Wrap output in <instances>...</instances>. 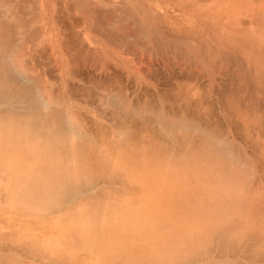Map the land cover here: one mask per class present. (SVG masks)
Here are the masks:
<instances>
[{
    "label": "bare ground",
    "instance_id": "6f19581e",
    "mask_svg": "<svg viewBox=\"0 0 264 264\" xmlns=\"http://www.w3.org/2000/svg\"><path fill=\"white\" fill-rule=\"evenodd\" d=\"M141 1L148 5L147 18L151 20L155 32L151 30V35L147 34ZM199 1L200 5L193 3L194 0L177 4L178 8L189 7L201 15L189 16L186 22L182 20L180 23L175 18H169L166 13L161 14L159 6L153 9L146 0H0L2 6L6 4V9L2 8L7 10H0V264H100L103 259L108 260V264H235L243 260H247L248 264L264 262V188L253 183L254 173V180L249 173L254 185L246 182L248 175L245 170L248 166L239 162L241 155L230 152L229 146H234L230 144L232 139L228 141L227 137L224 139L225 136L223 139L226 142L216 139L213 133L210 134L211 128V131L207 128L208 131L204 132L200 124L194 125L186 118H176L175 114H169L168 122L164 123L171 137L174 136L171 141L153 137L156 133L151 134V128L143 132L139 130L138 124L133 127V121L142 117L149 107L147 103L139 104L140 99L133 104L127 98H122L123 91H115L119 85V74L118 79L114 78L116 75L113 77L114 84L109 79V83H106V78L104 82L102 78L98 82L92 81L94 78L90 77V81L94 84L96 82L95 88L92 86L90 89H94L92 92L98 98L97 102H102L99 104L112 106L111 112L116 114L111 117L116 124L113 127L121 131L114 133L106 127L104 123L110 117L99 112L97 107L100 106L95 107L96 110L93 108L96 113L91 117L93 121L89 120L88 126V118H82L83 108L74 103L79 95L89 98L95 96L89 87L79 90L69 86L74 80L70 78L69 83V68L81 60L87 64L92 60L93 65L95 63L101 67V73L108 72V61L110 68L115 63L116 66H122L117 67L122 69L121 73L127 72L126 68L123 69V60L114 59L113 62V58L108 55L112 53L105 51V48L113 47L120 50L121 54L124 52L123 55H129L132 54L130 50L140 47L141 39L149 35L152 37L148 38L149 43H158L164 51L168 50L166 44L170 43L169 46L173 47L175 44L171 43L176 40L177 43L183 42L180 45L190 43L194 47L197 44L198 48L203 49V55L200 56L203 61L207 59V63H210L216 60L218 64L215 65L220 67L223 66L222 61H226L225 55H228L227 52L224 54L223 47L228 48L234 56L242 54L243 58L249 59L250 67L242 59L237 69L235 66L238 65L234 61L237 59L232 55L230 61L227 60L232 64H227L235 67L234 71L238 70L239 74L245 72V76H234L237 79L244 76L240 79L242 82H238L245 90L248 89L247 98L254 97L252 100L261 102L264 98V5L261 2L257 4V0H250L249 9L244 7L242 11V14L244 11L249 12V20L246 21L235 17L240 10L237 2L239 4L246 0H211V5L209 0ZM208 13L218 20L224 18V21L220 24L211 21ZM222 13L225 14L221 16ZM13 21L16 24L14 28L12 25L15 24L11 25ZM160 33L167 36L168 43L164 36L165 41L160 39ZM93 34L100 35V41ZM133 39L137 41V46ZM147 42L146 39L145 46ZM31 45L36 49L40 47L41 51L38 52L43 53H39L40 57L37 56L38 52L34 54L35 58H40L39 66L43 65L42 58L47 53L44 50L52 53L47 55L57 63L58 74L54 76L61 82L55 81L61 84L56 92L53 90L56 84H51L55 79L48 77V69L47 72L43 69L45 65L48 67V58L44 57L48 62H44L41 71L40 67L39 70L34 67L38 63H35ZM155 45L154 48L158 50L159 47ZM217 45L220 47L216 48ZM175 46L184 50L183 45ZM175 46L173 48L179 50ZM139 47L138 52L139 49L145 50L144 45L141 46L144 50ZM161 56L157 58L159 61L163 60ZM217 59L221 60L222 65ZM137 65L140 68L141 63ZM97 70L99 72V68ZM220 70H214V73ZM220 72L223 73V70ZM216 76L212 79L215 80ZM236 78L234 81L230 78L232 83L237 81ZM180 81H184L179 79V83L184 86ZM176 82L170 87L175 89L174 86L179 84ZM230 84L227 87H233ZM240 84L234 86L237 87L236 91L233 90L235 95L239 92ZM188 88L185 85L184 92L187 90L192 96L198 93L194 96L200 97L199 86L200 90L196 87V91L190 85ZM177 89L178 93L173 92L178 95L173 96L175 99L179 98L180 90ZM242 90L238 93L240 96ZM184 92L180 93L183 97ZM230 92L232 90L228 94ZM134 93L135 97L137 94ZM141 94L142 97L146 95L143 92ZM232 94L228 100L238 97L233 94L232 98ZM179 99L177 101L181 102ZM236 100H232L231 104ZM188 101L191 102L190 97ZM146 102L152 103L151 100L149 103V99ZM240 103H237L239 107L233 104L235 107L231 109L235 113L234 118L244 127H239L240 130L243 129L246 134L245 130L258 125L259 117L250 112L256 118L253 119L249 113L251 108L248 107L247 112V107L242 104L240 106ZM215 124L214 127L210 125L213 131ZM114 137L123 138L114 141ZM116 151L122 152L117 167ZM244 156L248 160L247 155ZM245 162L242 159V163ZM120 168L125 170L124 174L128 178H124ZM134 176H144L147 183L156 182L157 188L140 184L143 181L138 182L139 178ZM172 183L177 187L171 188ZM151 192L155 195L154 209L153 204L144 200ZM28 217L34 218L35 222L15 219ZM43 219L50 221L36 225L38 220ZM163 236L174 238L162 240ZM213 238L216 240V255L210 250L213 254L211 256L209 251L210 256H207L205 248L211 245ZM156 240L158 243H155ZM152 242L155 245H151ZM261 252L263 258H259ZM228 255L236 259L235 263L228 259Z\"/></svg>",
    "mask_w": 264,
    "mask_h": 264
},
{
    "label": "rangeland",
    "instance_id": "374dc122",
    "mask_svg": "<svg viewBox=\"0 0 264 264\" xmlns=\"http://www.w3.org/2000/svg\"><path fill=\"white\" fill-rule=\"evenodd\" d=\"M5 1H7V0H5ZM146 1H148L149 3H150V5H152V8L154 9V6L156 7V9H157V6H159L160 8H159V11L161 12V14L162 13H166V14H168V16H169V18H175V19H177L178 20V22H180V23H182V20H185V22H186V19H188L189 18V16L190 17H199V16H201L196 10H193V9H191V8H189V7H182V8H178V6H177V4L178 3H184V2H187L188 0H182V1H180V0H146ZM210 1V5L212 4V1L211 0H209ZM255 1V0H254ZM264 1V0H263ZM192 2V1H191ZM259 2H261L262 3V6L264 5L263 3L264 2H262V0L260 1V0H257V4L259 3ZM5 3V2H4ZM4 3H2L3 5H4ZM7 3V2H6ZM147 2H144V1H141V5L143 6V8L144 9H147V10H144L143 9V11H142V14L144 15V22H145V24H146V27L150 30H148L147 29V31H148V33L147 34H149V35H151L150 34V32H152V33H155L154 32V26H153V24H152V22H151V20L149 19V18H147V11H149V9H148V5L146 4ZM188 3H190V1L188 2ZM193 3H195V4H197V5H200V1L199 0H194V2ZM179 5V4H178ZM237 8L239 7L240 8V10L239 11H237V14L235 15V17H241L242 19H244V20H249V12H247V11H244V13L242 14V11H243V8L244 7H246V8H248L249 9V7L248 6H251L250 5V0H246V2H243V1H240V3L238 4V2H237ZM0 10H2L3 11V9L5 8L6 9V4L4 5V6H2L1 4H0ZM2 7H4V8H2ZM174 8H176V9H174ZM238 8V9H239ZM4 9V10H5ZM142 10V9H141ZM7 10H5L4 12H6ZM155 11V10H154ZM156 12H157V10H156ZM209 14V13H208ZM225 13H222V14H220L221 16H223ZM208 19H210L211 21H215V22H217L218 24H220L219 22H223L224 21V18H221L220 20H218V18L217 17H215L213 14H209L208 15ZM246 20V21H247ZM7 21V20H6ZM6 21L4 22V20L2 21V22H4L5 24H9V23H6ZM14 22V21H13ZM12 24H15V22L14 23H11V25ZM14 26L16 27V24L15 25H12V27L14 28ZM152 30V31H151ZM209 30H211V27H210V29ZM213 30V29H212ZM215 30H217V29H215ZM146 31V32H147ZM218 31H220V30H218ZM210 33V32H209ZM211 34V33H210ZM93 35H96V38H98V41H100V39H101V36L99 35H97V34H93ZM149 35L148 36H146L144 39L146 40L147 39V43H146V46H145V40L144 39H141V41L140 40H138V41H140L139 42V45H140V43H141V46H143L144 45V48H145V52L144 51H142V50H140L139 49V52H138V47L136 48V50L134 49L133 51H131L130 50V53H132V54H129V55H123V54H125L124 52H123V54H121L122 52H120V50H118V49H116V48H113V47H107V48H105V51H110L112 54H108V55H110V58L112 57L113 58V62H114V59L115 60H118L119 59V61H120V59L121 60H123V62H124V66H123V69L125 70V68H126V71L127 72H125V71H122V73H121V70H120V68H117V67H121L122 68V66L121 65H117L116 66V64L114 63V66H116V68H117V70H115L116 68H114L113 69V62H112V60H111V62H112V66L113 67H111L110 68V66H111V64H110V62L108 61V63H109V65H108V72H105L104 73V71L101 73V71L102 70H100V66L98 65V64H95L94 63V65H93V62H92V60H90L91 62H89V60H87V62H89L88 64L87 63H85V62H83L82 60H81V62H79L78 64L77 63H75V68H74V66L71 64V66H70V68H69V70H70V72H71V74H72V77H71V74H70V77H69V83H70V78H72V80H73V82H71L70 84H69V86H73L72 88H79V90H80V88H85V87H89V89H90V87L92 88V86L94 87V85L96 84V82H95V84H94V82H92V81H95V80H99L98 82H100V79L102 78V80L104 79V78H106L105 80H106V83H111V84H114V82H113V80H114V78H119V76H117L118 74L120 75V78L118 79V84L120 85H118V87L120 88H118L117 86H116V88L117 89H115V91H117V90H119L120 92L121 91H123V92H121V93H123V96L124 97H122V98H124V99H128L129 101H131V103H135L136 101L138 102L139 101V99H140V101H139V104H141V103H147V107H149L148 109L146 108L145 110V113H144V115L142 116V117H140V118H137L136 119V121H133L134 123H132V126L134 127V126H136L137 124H138V128H139V130L140 131H150V128L152 129L151 131H150V133L151 134H155V136H153V137H155V138H157V139H160V140H170L171 138H173L174 136H172L171 137V135L172 134H170V133H168V128L164 125V123H166V122H168V118H170V115L172 116L173 114H175V117L176 118H186L187 119V121H189L190 123H192V124H194V123H196V124H200V126L203 128V131L205 132V130L206 131H208V129L210 130V128H211V130H212V132L210 133V132H208V134L210 133V134H214L215 136V138L217 139V138H220V140H222L223 139V136H225L224 137V139L226 138V140H228L229 141V138L230 139H232V140H230V144L231 145H234L233 147L232 146H229L228 144H229V142H227V145L229 146V147H231V149H229L230 150V152H232V153H234L235 155H241L239 158H242L243 159V162L246 160V162L245 163H242V159H240V161L239 162H241V164H246L245 166H248L247 167V169H248V171H247V169L245 168V167H243L242 166V168H245L246 170V173H247V175H248V177L245 175V177H247V179H246V182H249L250 184L252 183L251 181H252V178L255 176V180H254V178H253V180H254V182L253 183H256L255 185H259V187L262 189V188H264V169L262 168V167H260V169H259V166L261 165V166H263L264 167V98H262L261 100V102H260V100H256V99H254L256 102H254V100H252V98H254V97H248L247 98V96L249 95V93H248V89L246 88V90L242 87V84H240L239 82L241 81L240 79L242 78V77H244L245 76V72L243 73L244 74V76H241V78H236L237 76H234V75H243L242 74V72L243 71H241L242 69L241 68H247V67H243V66H241V70H239V71H241V74H239L238 73V70H236L235 69V71H234V69L233 68H237V69H239V65L238 64H240V62H242L243 60L245 61L244 63L246 64V66H248V67H250L249 66V59H245V57L243 58V55L241 54V56L240 55H233V53L232 52H230L229 51V49L228 48H226V47H223V50H224V54H226L225 52H227L228 53V55H225V57H226V59H224V60H229L230 61V55H232V56H234L235 57V59H237V60H234L236 63H237V65L238 66H235V67H229L228 65L229 64H227V63H230L229 61H222V63H223V66H216L218 63L217 62H215L216 60H212L213 61V63L211 64V62L212 61H210V59H208L209 61H210V63H207V59L206 60H204L203 61V59L201 58L202 57V52H203V49L201 48H198V45L197 44H195L194 45V47L193 46H191L190 45V43L188 44V43H186L185 45L184 44H181V45H183L184 46V50H180V48H178V47H176L175 45H178L179 44V46L180 47H182L181 45H180V43H183V42H181L180 41V43H177L178 41L176 40L174 43L172 42L171 44H175L174 46L176 47V48H178L179 50H177V49H174L172 46L170 47L169 45H170V43L169 44H164V43H161V45L162 44H164L165 45V47H166V49H168V50H166V51H164V49L160 46L159 47V44L158 43H156V45H155V43H154V45L155 46H158L159 47V49L158 50H160V48H161V50L165 53H167L166 55L164 54H162V52H159L156 48H154V45H153V41L151 42V43H149V39L151 38L152 39V37L150 36L149 37ZM158 35V34H157ZM160 36L162 37V36H164V38L166 39V37L167 36H165V35H161V33H160ZM149 38V39H148ZM160 39H163V37L162 38H160ZM144 40V41H143ZM164 40V39H163ZM163 40H162V42H163ZM133 41H134V39H133ZM142 41L144 42V43H142ZM165 41V40H164ZM135 42V41H134ZM166 42H167V39H166ZM130 43H132V41L130 42ZM168 43V42H167ZM185 43V42H184ZM135 44H136V46H137V41L135 42ZM143 44V45H142ZM149 44H151V45H149ZM34 45V44H33ZM164 45H162V46H164ZM31 47H32V45H31ZM139 47V48H140ZM157 47V48H158ZM170 47V48H169ZM186 47H188V48H186ZM216 48H219L220 47V45H217V46H215ZM42 48V47H41ZM192 50H191V49ZM32 49H34V50H32V55L34 56V54L35 55H37V56H39V53L40 52H38L39 50L41 51V49H40V47L39 48H33L32 47ZM156 49V50H155ZM226 49H228V50H226ZM160 50V51H161ZM189 50V51H188ZM33 51L35 52V53H33ZM44 51H46L47 53L50 51V50H44ZM43 51V52H44ZM56 51H59V49H57ZM129 51V50H128ZM138 52V54H137V52ZM140 51H142V53L140 52ZM155 51V52H154ZM202 51V52H201ZM38 52V53H37ZM45 52V53H46ZM109 52V53H110ZM136 52V55L134 54ZM156 52H157V54H156ZM188 53V55H190V58L188 59V55H186L185 56V53ZM37 53V54H36ZM44 53V54H45ZM47 53H46V55L44 56L45 57V59H47L48 58V55H47ZM156 55H155V54ZM161 55H163L165 58H163V56H161ZM40 54H42L43 55V53L41 52ZM48 54H50V55H52V53L50 52V53H48ZM144 54V55H143ZM151 56H150V55ZM159 54V55H158ZM184 54V55H183ZM197 54V55H196ZM198 54H200V55H198ZM41 55V56H42ZM49 55V56H50ZM131 55H134V56H131ZM153 55H155V56H153ZM157 55H158V57H157ZM160 56L162 57V59L164 60V62H165V65H164V62H163V60H161V61H159L157 58H160ZM167 56V57H166ZM188 56V57H187ZM201 56V57H200ZM40 57V56H39ZM39 57H36L35 58V56H34V60L36 61L35 63H38V64H36V65H34V67H40V71H41V68L43 67V65H45L48 61V67L50 68H48V67H43V69H45L46 70V72H47V69H48V72H47V74H48V77L49 78H52V80H54V81H52L51 79H49V80H51L52 82H51V84H56V88L54 87V85H53V87L55 88H53V90L56 92L57 91V89H60V87H61V82H60V80H58V77L57 76H54V75H57L58 74V69L56 68L57 67V63L55 62V60L53 61V59L51 58V57H49V58H51L50 60H49V58L47 59L48 61H45V59H44V57L42 58L43 59V65L42 66H39L41 63H39L40 61H39ZM153 57H155L156 59H157V61H155L156 59L155 58H153ZM187 59H186V58ZM194 58H195V60H194ZM38 60V62H37V60ZM141 59V60H140ZM155 59V60H154ZM169 59V60H168ZM193 59V60H192ZM201 59H202V61L205 63H202L201 62ZM240 59V60H239ZM243 59V60H242ZM166 60H167V62H166ZM238 60H239V62H238ZM190 61H192V63L190 62ZM196 61V62H195ZM206 61V62H205ZM217 61H219L218 59H217ZM233 60L231 61V62H234ZM44 62H45V64H44ZM139 62V63H138ZM56 63V64H55ZM141 63V65H140V68H139V66L137 65V64H140ZM217 63V64H216ZM219 63H220V65H222L221 64V60L219 61ZM225 63H226V66H225ZM55 64V65H54ZM84 64H86V65H84ZM203 64V65H202ZM208 64V65H207ZM216 64V65H215ZM232 63H230V65H231ZM52 65V66H51ZM82 65V66H81ZM126 65V66H125ZM153 65V66H152ZM235 65V64H234ZM233 65V66H234ZM241 65V64H240ZM85 66V67H84ZM93 66V67H92ZM127 66H128V68H127ZM137 66V69H135V67ZM151 66H152V68H151ZM189 66V67H188ZM202 66V67H201ZM206 66V68H203V67H205ZM207 66H210L209 68L207 67ZM214 66H215V68H214ZM54 67H55V69H54ZM78 67V68H77ZM92 69H91V68ZM213 68V70H212V68ZM223 67V68H222ZM229 67V68H228ZM52 68H53V70H52ZM88 70H87V69ZM95 70H94V69ZM99 68V72H98V70L97 69ZM139 68V69H138ZM188 68V69H187ZM208 68V69H207ZM225 68V69H224ZM229 70H228V69ZM230 68H232V70L230 69ZM110 69V70H109ZM211 71H210V70ZM220 70V71H222L223 70V73L222 72H220V71H216V73H214V70ZM226 69L228 70L227 71V73H226ZM38 70H39V68H38ZM111 70L113 71V72H111ZM140 70V71H139ZM173 70V71H172ZM186 70H190V72H188V71H186ZM224 70H225V72H224ZM243 70H245V69H243ZM44 71V70H43ZM52 71V72H51ZM79 71V72H78ZM138 73H137V72ZM232 71V72H231ZM237 71V73L235 74V72ZM51 72V73H50ZM56 74H55V73ZM77 74H76V73ZM97 72V73H96ZM120 72V73H119ZM124 72V73H123ZM187 73V75L186 74H184V73ZM219 72V73H218ZM228 72L230 73V74H228ZM234 72V73H233ZM52 73H53V75H52ZM106 73H110V74H106ZM183 73V74H182ZM213 73H214V75H213ZM224 73H225V77H224ZM51 74V75H50ZM74 74V75H73ZM86 74V75H85ZM101 74H102V76H105V77H102L101 76ZM215 74L217 75V76H220V77H215V80L214 79H212V78H214V76H215ZM219 74V75H218ZM228 74V75H227ZM233 74V76L231 77V75ZM50 75V76H49ZM117 77H116V76ZM122 75V76H121ZM185 75V76H184ZM53 76V77H52ZM89 76V77H88ZM115 76V77H114ZM184 76V77H183ZM210 76H211V78H210ZM225 78V80H224V78ZM90 77H93L94 79L92 80ZM99 77V78H98ZM114 77V78H113ZM122 77V78H121ZM185 77H187V78H185ZM222 77V78H221ZM234 77L237 79V81H236V79H235V81L236 82H233L232 83V81H231V79L234 81ZM231 78V79H230ZM107 79H109V80H107ZM120 79H122L121 81H120ZM179 79L180 80H183L184 82H182V81H180L181 83H184L183 85L184 86H182L180 83H179ZM187 79V80H186ZM211 81V83H210V81ZM56 80H58V82H60V83H56L55 81ZM88 80V81H87ZM90 80H92V81H90ZM105 80H103L102 82H104ZM112 80V81H111ZM219 80V81H218ZM238 80H239V82H238ZM90 81V82H89ZM109 81V82H108ZM177 81V82H176ZM187 81V82H186ZM218 81V82H217ZM120 82V83H119ZM175 82H176V84H178V85H176V86H174V88L175 89H173L172 87H173V84L175 85ZM237 82L241 85L240 87H241V89H243L242 91L244 92H241L242 93V95L240 96V94H238V93H240V90L241 89H239L240 87L238 86V90H239V92L237 91V95H235L234 93H236V92H233V90L234 91H236L237 90V87H235L234 88V86H237V85H239V84H237ZM242 82V81H241ZM88 83H92V85L91 84H89L88 85ZM217 84V86H215L216 84ZM231 83V84H230ZM60 84V85H59ZM123 84V85H122ZM125 84V85H124ZM187 84H189L190 86H192L193 88H194V91H196L197 89L198 90H200L201 89V94H200V97H199V95L198 96H194L195 94H198V93H194V95L192 96V94H193V92L188 88L189 87V85L187 86ZM211 84H215L214 85V87H213V85L211 86ZM229 84H230V86L231 85H233V87L231 86L230 88L229 87H227V86H229ZM236 84V85H235ZM185 85H186V87L188 88L187 90H189V91H191V93L192 94H190V93H188V91H187V94L189 95V96H187V94H186V91L184 92V90H185ZM68 86V87H69ZM121 86H123L124 88H122ZM170 86H172V87H170ZM198 86H199V88H198ZM70 87V88H71ZM180 87H182V88H180ZM196 87H197V89H196ZM208 87V88H207ZM211 87V88H210ZM219 87V88H218ZM64 88H66V84H65V86H64ZM95 88V87H94ZM177 88H179V89H177ZM229 88V89H228ZM234 88V89H233ZM88 89V90H89ZM171 89V90H170ZM176 89L177 90H180L179 91V98L178 97H176V99L174 98L175 96H178L176 93H178V92H176ZM182 89V90H181ZM192 89V88H191ZM203 89H204V92H203V94H202V91H203ZM219 89V90H218ZM236 89V90H235ZM67 89H65L64 91H66ZM134 90L135 91H137V92H135L134 93ZM193 90V89H192ZM215 90H216V92H219V93H217L218 94V96L216 95V92H215ZM228 90V91H227ZM230 90H232V92H230V94H234V96H240L239 98H242L241 100L240 99H238V97H236L237 98V100H236V98H234V99H232V100H236V101H234L233 102V104H235L236 105V107H239L238 105L239 104H237V103H239V102H241L240 103V106H241V104H242V106L243 107H247L246 108V111L249 109V108H251V109H249V113L251 112V113H253L257 118H258V125L256 124L255 126L253 125V126H251V129L249 130L248 128H245V129H248V130H245V131H247L246 132V134H244V130L243 129H241L240 130V128H244L243 127V125H242V123H238V121L234 118L235 117V113L233 112V110L232 109H234V108H232V106H234L235 107V105H233V104H231L232 103V100L231 99H229L228 100V97H230L231 98V95L230 94H228L229 93V91ZM90 91H91V93H92V95H94L95 96V94H93V92L92 91H94V89H90ZM131 91V92H130ZM222 91V92H221ZM119 92V93H120ZM127 92H128V94H127ZM129 92H130V94H129ZM143 92V95H145V96H143L142 97V93ZM173 92H176V93H173ZM185 93V97H183V95H181L182 93ZM115 93V92H114ZM117 93V92H116ZM133 93L136 95H139L138 96V100H136L137 98V95L134 97L133 96ZM145 93V94H144ZM181 93V94H180ZM103 94V93H102ZM105 94H106V92H105ZM151 95V96H149V95ZM163 94H165L166 96H164ZM170 94V95H169ZM221 94H223L222 96H221ZM233 94H232V98H233ZM244 94V95H243ZM132 95V96H131ZM181 95V96H180ZM225 95V98H226V100H225V98H223V96ZM91 96V95H90ZM161 96V97H160ZM162 96L163 97H165L166 99H168V100H170V101H168V100H166V99H164V98H162ZM171 96V97H170ZM174 96V97H173ZM186 96L189 98H191V102L190 101H188V98H186ZM244 96V97H243ZM134 97V98H133ZM150 97V98H149ZM199 97V98H198ZM223 99H222V98ZM78 99H76L75 100V103H74V105L75 106H78L79 108H83V111H82V118H88L87 120H86V122L88 123V126H90V124H89V120H91V121H93V119L91 118L96 112H95V110H96V108L95 107H97V106H102L101 108L100 107H97L98 108V110H100L99 112H101V114L102 115H105L106 114V117H110V119L108 120H106L105 121V123L104 124H106L107 126L106 127H109L110 128V130H111V132H114V133H117L118 131H121L120 129H116L115 127H113V126H116V124L114 125V123H115V121L113 120L112 121V118L111 117H115L116 116V114H112V112H111V109H112V106L111 105H108V107H107V104H105L106 105V107H105V105L104 104H99V103H102V102H100V100H99V102H97L98 100V98L95 96V97H93V96H91V98H89V97H87V96H85V95H79V97H77ZM136 98V99H135ZM141 98H143V99H141ZM161 98V99H160ZM187 100H186V99ZM146 99V100H145ZM148 99H149V103H150V100H151V102L152 103H150V104H148V102H146V101H148ZM163 99V100H162ZM180 100L181 102H179V101H177V100ZM249 99V100H248ZM92 100V101H91ZM94 100H96V102L94 101ZM145 100V101H144ZM161 100V101H160ZM225 100V101H224ZM244 100V101H243ZM185 101H187V102H185ZM226 101H230L229 103L228 102H226ZM250 101V102H249ZM189 102V103H188ZM226 103H228L227 105H226ZM186 104L188 105V106H186ZM224 104V105H223ZM149 105V106H148ZM163 107H162V106ZM180 105H182V106H180ZM92 106V107H91ZM105 108H104V107ZM111 106V107H110ZM145 106V107H146ZM185 106V107H184ZM172 107H173V109H172ZM180 107V108H179ZM184 109H189V110H187V111H185V110H182V108ZM188 107V108H187ZM249 107V108H248ZM95 110H94V109ZM109 108V109H108ZM232 108V109H231ZM170 109V110H169ZM239 109H242V107L241 108H239ZM243 109H245V108H243ZM110 110V111H109ZM150 110V111H149ZM208 110H210V112L208 111ZM213 110V111H212ZM230 110H232L231 112H230ZM251 110V111H250ZM184 111V112H183ZM212 111V112H211ZM173 112V113H172ZM248 112V111H247ZM208 113H210V114H208ZM250 113V115L252 116V118L253 119H256L255 118V116L254 115H252ZM123 114V113H122ZM170 114V115H169ZM207 114H208V116H210V117H208L207 116ZM212 114H214V115H212ZM125 115V114H124ZM169 115V116H168ZM184 115V116H183ZM246 116H249V114H247ZM251 116H249L250 118H251ZM237 117V116H236ZM214 118V119H213ZM251 118V119H252ZM260 119V120H259ZM215 120V121H214ZM237 121V122H235V121ZM110 121H112V122H110ZM207 121H208V124H209V121H210V124L208 125L207 124ZM114 122V123H113ZM137 122V123H136ZM214 122V123H213ZM215 122H217L216 124H215ZM259 122H261V124L259 123ZM204 123V125L202 126V124ZM207 125H206V124ZM212 123H213V125H212ZM113 124V125H112ZM150 124V125H149ZM196 124H194V125H196ZM214 124L216 125L215 126V128H214V131H213V128L212 127H214ZM152 125V126H151ZM206 125V126H205ZM210 125H212V127H210ZM250 125H251V123H250ZM249 125V126H250ZM162 126L164 127V128H162ZM197 126H199V125H197ZM207 126H209V127H207ZM238 126V127H237ZM248 126V127H249ZM218 127V128H217ZM240 127V128H239ZM109 128H108V130H109ZM149 130H148V129ZM208 128V129H207ZM235 128L236 129H238V130H235ZM217 129H218V131H219V133H218V131H217ZM109 130V131H110ZM210 130V131H211ZM240 130V131H239ZM215 131H217V133H214ZM236 131H238V132H240V133H236ZM162 132V133H161ZM235 132V133H234ZM217 134V135H216ZM220 136H222V137H220ZM223 134V135H222ZM164 136H166V137H164ZM167 136H168V138H167ZM218 136V137H217ZM124 137V136H123ZM123 137H120L119 139H121V138H123ZM211 137H213L212 135H211ZM250 137V138H249ZM164 138V139H163ZM114 139V141H119V139H116V137H114L113 138ZM223 139V141L224 142H226V140H224ZM234 140V141H233ZM248 140H251L250 142L248 141ZM112 141V140H111ZM171 141V140H170ZM232 142V143H231ZM235 142V143H234ZM234 143V144H233ZM253 143V144H252ZM116 143H114V145H115ZM228 147V148H229ZM232 148H234V149H232ZM132 149V148H131ZM237 150V151H236ZM239 151H243V152H245V153H239ZM128 152H130V151H126V153H128ZM122 154V152H119V151H116V161H115V167H117V165H118V159H119V157H120V155ZM233 154V155H234ZM243 154H245V155H247V158H248V160L245 158V156L243 157ZM236 156V158H238ZM239 158L237 159V160H239ZM249 161V163L247 164V162ZM238 162V161H237ZM238 162V163H239ZM240 164V163H239ZM249 165H250V167H249ZM253 165H254V167L255 166H258V167H253ZM250 168V169H249ZM252 169V170H251ZM119 170H122V172H121V174L124 176V178L126 179V178H128L127 177V175H125L124 173H125V170H123V168H120ZM250 170V171H249ZM259 170V171H258ZM262 170H263V172H262ZM261 171V172H260ZM251 172V177H250V175H249V173ZM254 173V174H253ZM254 176H253V175ZM134 177H136V178H139L137 181L138 182H141V181H143V182H141L140 184H143V185H146V184H149L150 185V187H154V188H157V184H156V182H154V183H147L146 182V180H144V176H141V177H138V176H134ZM143 178V179H142ZM250 178V179H249ZM252 183V184H253ZM139 184V185H140ZM254 185V184H253ZM177 186H176V184L175 183H172L171 184V188H176ZM180 188V187H179ZM144 200H146L147 202H149L150 204H153V207H152V209H154V205H155V195H154V192H151V194L145 199L144 198ZM11 204H8V206H10ZM1 206V205H0ZM12 218H14V217H12ZM16 220H18V221H24V220H27V221H34V218H32V217H28V218H26V219H23V220H21V219H19V218H15ZM48 221H50L49 219H43V220H38L37 221V224L36 225H38L39 223H46V222H48ZM35 222V221H34ZM49 225H51V223L49 224ZM1 231V230H0ZM32 233H34V232H32ZM170 237H172V238H174V236H163L162 237V240H164L165 238L166 239H168V238H170ZM214 242H216V240L213 238L212 239V241L210 242L211 243V245H210V243H209V247H207L206 246V248L205 249H207V250H205L206 251V255L207 256H210V252L212 251L213 253H214V255H216V253L214 252L215 251V247H216V243H214ZM155 243H158L157 242V240L155 241ZM214 243V244H213ZM151 245H155L154 244V242H152V244ZM214 245V246H213ZM212 247V248H211ZM264 248V247H263ZM209 249V250H208ZM214 249V250H213ZM211 250V251H210ZM210 251V252H209ZM264 251V249L262 250V252ZM211 252V256H212V253ZM261 252V257H259V258H263L262 257V254L264 253H262ZM206 256V257H207ZM229 257H228V259L230 258L231 259V255H228ZM254 258V257H253ZM257 258H258V256H256V260H257ZM229 259V260H230ZM262 260V259H261ZM231 261H234V263H235V261H236V259H231ZM108 260H106V259H103L102 260V262L100 263V264H108ZM237 263H239V264H248V261L246 260H243L242 261V263H241V261H236ZM245 262V263H244ZM237 263H235V264H237ZM95 264H97L96 262H95ZM250 264H252V263H250ZM261 264H264V262H262Z\"/></svg>",
    "mask_w": 264,
    "mask_h": 264
}]
</instances>
